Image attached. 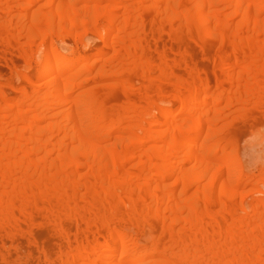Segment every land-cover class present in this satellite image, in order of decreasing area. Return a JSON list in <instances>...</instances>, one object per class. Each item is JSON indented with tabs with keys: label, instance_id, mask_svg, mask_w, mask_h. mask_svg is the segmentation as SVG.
I'll list each match as a JSON object with an SVG mask.
<instances>
[{
	"label": "bare ground",
	"instance_id": "1",
	"mask_svg": "<svg viewBox=\"0 0 264 264\" xmlns=\"http://www.w3.org/2000/svg\"><path fill=\"white\" fill-rule=\"evenodd\" d=\"M35 249L264 264V0H0V259Z\"/></svg>",
	"mask_w": 264,
	"mask_h": 264
},
{
	"label": "rangeland",
	"instance_id": "2",
	"mask_svg": "<svg viewBox=\"0 0 264 264\" xmlns=\"http://www.w3.org/2000/svg\"><path fill=\"white\" fill-rule=\"evenodd\" d=\"M195 46V45H194ZM193 45H192V47H194ZM195 49L197 50V48H196V46H195ZM196 53V52H195ZM197 55H195L196 57L194 58L195 59V61H194V65L196 64L197 65V67L201 70H203V69H205L206 71H209L210 70V63H203V62H200V54H198V53H196ZM20 61H18V63H19ZM205 62V61H204ZM17 63V64H18ZM19 65V64H18ZM20 65H22V62L20 63ZM195 65V66H196ZM5 69V68H4ZM178 72V74L179 75H184V72L181 70V73H180V70H178L177 71ZM260 143V142H259ZM259 143H255V146L254 145H250V146H248V147H246V145H245V150L244 149H242V152H243V158L246 160H248L249 162H252L253 161V158L254 157H261V155H260V151H261V146L259 145ZM252 144H254V143H252ZM254 165H253V163H252V167H253ZM254 168V167H253ZM34 232H35V235L38 237L37 239H39V243H38V245H39V248L38 249H45L46 251H48L50 254H52L53 256H54V258L56 257V255H58V253H59V244H58V242H59V240H58V238H56L55 237V233H54V231H52V229H50L49 227L48 228H46V226H43V223L42 224H37L36 226H35V228H34ZM58 241H57V240ZM142 239V238H141ZM140 239V241L141 242H144L145 241V238H143L142 240ZM58 246V247H57ZM34 253H35V255H36V259L34 260L33 259V264H42V263H40V261H39V251L38 250H34ZM23 256V257H22ZM22 256H20L21 258H24V257H26V256H24V255H22ZM20 258V259H21ZM56 258H58V257H56ZM56 260V259H55ZM35 261V262H34ZM22 262H23V264H24V262H25V259H24V261H23V259H22ZM21 262V263H22ZM13 263H15V262H12V263H10V264H13ZM26 263V262H25ZM0 264H8L7 262H4V261H2L1 259H0ZM16 264H18V263H16ZM27 264V263H26Z\"/></svg>",
	"mask_w": 264,
	"mask_h": 264
}]
</instances>
